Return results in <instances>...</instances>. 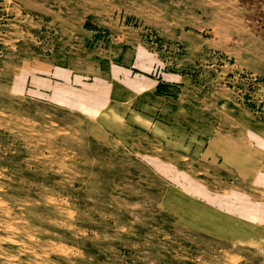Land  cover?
I'll return each mask as SVG.
<instances>
[{
    "label": "rangeland",
    "instance_id": "374dc122",
    "mask_svg": "<svg viewBox=\"0 0 264 264\" xmlns=\"http://www.w3.org/2000/svg\"><path fill=\"white\" fill-rule=\"evenodd\" d=\"M162 1L0 0V264H264V242L224 243L178 227L162 209L156 170L130 151L101 150L77 115L31 98L26 69L51 62L79 32L96 33L90 48L111 45L112 17L159 47ZM192 1L205 37L219 38L216 28L233 18L261 39V71L191 74L230 87L264 121V0Z\"/></svg>",
    "mask_w": 264,
    "mask_h": 264
},
{
    "label": "crops",
    "instance_id": "0c3cea01",
    "mask_svg": "<svg viewBox=\"0 0 264 264\" xmlns=\"http://www.w3.org/2000/svg\"><path fill=\"white\" fill-rule=\"evenodd\" d=\"M192 2H161L159 47L121 16L105 21L111 45L90 48L95 32L64 38L51 62L26 69L27 87L32 99L77 115L101 150L130 151L156 170L166 184L162 209L178 227L224 243H263L264 121L230 87L191 74L261 71V39L233 18L216 28L219 38L205 37ZM219 55L235 63L218 64Z\"/></svg>",
    "mask_w": 264,
    "mask_h": 264
},
{
    "label": "built area",
    "instance_id": "2783aa9c",
    "mask_svg": "<svg viewBox=\"0 0 264 264\" xmlns=\"http://www.w3.org/2000/svg\"><path fill=\"white\" fill-rule=\"evenodd\" d=\"M238 101H240L244 106H246L247 104L245 103V101H244V98H243V96H240V95H238ZM252 109V112L255 114V115H257V116H259L260 114H261V109L260 108H251Z\"/></svg>",
    "mask_w": 264,
    "mask_h": 264
},
{
    "label": "bare ground",
    "instance_id": "6f19581e",
    "mask_svg": "<svg viewBox=\"0 0 264 264\" xmlns=\"http://www.w3.org/2000/svg\"><path fill=\"white\" fill-rule=\"evenodd\" d=\"M222 2V1H221ZM259 4V3H258ZM223 5V4H222ZM230 5V4H229ZM240 5V4H239ZM259 6V5H258ZM260 9V8H259ZM244 10V9H243ZM253 10V9H252ZM221 11V10H220ZM235 12V11H234ZM240 16V15H239ZM261 16V15H260ZM225 19V18H224ZM239 20V19H238ZM243 20V19H242ZM251 22V21H250ZM226 29V28H225ZM236 30V29H235ZM253 31V30H252ZM3 95V94H2ZM15 127V126H14ZM51 134V133H50ZM12 136V135H11ZM98 148V147H97ZM112 176V175H111ZM35 178V177H34ZM152 178V177H151ZM36 184V183H35ZM109 185V184H108ZM124 185V184H123ZM97 189V188H96ZM89 194V193H88ZM105 195V194H104ZM14 197V196H13ZM30 197V196H29ZM142 197V196H141ZM111 198V197H110ZM44 199V198H43ZM114 203V202H113ZM125 203V202H124ZM123 203V204H124ZM128 203H130V202H128ZM40 204V203H39ZM118 205V204H117ZM115 211V210H114ZM118 211V210H117ZM92 225V224H91ZM103 229V228H102ZM9 237V236H8ZM194 240H196V239H194ZM28 243V242H27ZM32 243V242H31ZM99 250V249H98ZM36 253V252H35ZM69 260V259H68ZM168 261V260H167Z\"/></svg>",
    "mask_w": 264,
    "mask_h": 264
}]
</instances>
